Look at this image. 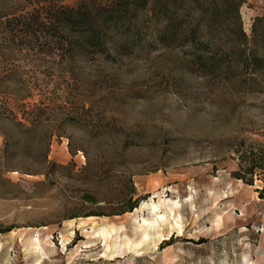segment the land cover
Masks as SVG:
<instances>
[{"label": "rangeland", "instance_id": "obj_1", "mask_svg": "<svg viewBox=\"0 0 264 264\" xmlns=\"http://www.w3.org/2000/svg\"><path fill=\"white\" fill-rule=\"evenodd\" d=\"M84 6L93 39L52 20ZM177 9L170 45L153 0H0V264H264V74L197 68L237 62L235 15ZM151 197L182 228L126 249Z\"/></svg>", "mask_w": 264, "mask_h": 264}, {"label": "trees", "instance_id": "obj_2", "mask_svg": "<svg viewBox=\"0 0 264 264\" xmlns=\"http://www.w3.org/2000/svg\"><path fill=\"white\" fill-rule=\"evenodd\" d=\"M143 4L147 0H141ZM243 0H153V3L160 10V13L164 15L165 25L158 32V39L164 44H170L173 40L177 39L179 42L173 44H183L185 41H193L192 34L195 31L194 24L186 26L180 29L179 33L176 24L179 17L177 7L180 5L185 7L189 16L195 15L196 7L198 5L203 8L205 15L211 13H217L223 16L225 13H233L235 15V22L237 24V31L241 36L238 37L239 42H229L230 49L236 55L237 62H194L196 67L205 71L214 70H225L230 72H236V74H248L249 76H255L264 74V14L255 16L252 24L251 37L247 38L243 31L242 22L240 19L239 7ZM173 11V12H171ZM53 22L58 24V27L70 26L81 33H86V39H93L96 35V20L92 17L91 12L85 6L82 7H69L59 8L52 14ZM176 27V29H174ZM61 30V28H59ZM237 34V33H236ZM186 39V40H185ZM172 45V44H170ZM261 46V49L258 47ZM228 53L223 52L220 56V60H225ZM244 62H240V61ZM53 132H48L47 142L50 143ZM44 159L48 156L47 148L42 153ZM234 177L245 181L246 183L252 184V179L246 180L245 176L237 171L234 173ZM136 202L130 205V208L135 205Z\"/></svg>", "mask_w": 264, "mask_h": 264}, {"label": "bare ground", "instance_id": "obj_3", "mask_svg": "<svg viewBox=\"0 0 264 264\" xmlns=\"http://www.w3.org/2000/svg\"><path fill=\"white\" fill-rule=\"evenodd\" d=\"M177 205L178 203L176 202H169L166 205L164 199L156 202L153 197L149 198V200H143L140 206L136 207V210H146V215L141 214V223L139 224L141 236L134 242H128L129 240L125 242L126 249H146L151 243L155 242L154 237L159 239L163 235H169L173 229L181 230V221L175 215V207ZM218 216L220 218V215ZM112 230H115L113 223H108L107 226L101 225L99 228L100 233L103 235L104 233H111ZM24 245L35 252H38L43 246L37 236L29 238ZM38 260L39 258L36 259V261Z\"/></svg>", "mask_w": 264, "mask_h": 264}]
</instances>
